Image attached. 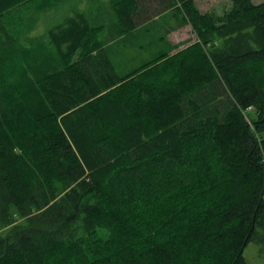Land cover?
Wrapping results in <instances>:
<instances>
[{
    "label": "trees",
    "instance_id": "16d2710c",
    "mask_svg": "<svg viewBox=\"0 0 264 264\" xmlns=\"http://www.w3.org/2000/svg\"><path fill=\"white\" fill-rule=\"evenodd\" d=\"M30 1L0 0V264L264 254V2L111 0L118 38L76 13L48 32L59 65L32 67L4 20ZM168 10L166 50L118 69L115 43Z\"/></svg>",
    "mask_w": 264,
    "mask_h": 264
},
{
    "label": "rangeland",
    "instance_id": "374dc122",
    "mask_svg": "<svg viewBox=\"0 0 264 264\" xmlns=\"http://www.w3.org/2000/svg\"><path fill=\"white\" fill-rule=\"evenodd\" d=\"M252 1L255 4L264 2V0ZM196 5L197 7L202 5V7H198L201 13L222 16L230 9L232 1L197 0ZM80 9L92 11L94 26H102L99 34L100 39L110 41L109 39L112 36L114 39L119 37L120 24L111 8V0H34L5 16L7 30L12 34L14 42L18 43L20 47L21 59H26L30 56L28 65L35 66L33 59L41 57L42 54L37 49L26 48L30 43L24 38L31 36L33 31V35H39L46 26L55 23L59 16L67 15L73 10ZM22 10L25 11V14L22 13ZM168 19V14L163 11L157 19H148L138 26L134 32L126 34L122 39L118 40L115 43L116 50L112 56L116 67L129 72L154 59L160 52L166 50L165 37ZM26 21L28 22L27 26L25 25ZM195 38L196 35L190 25H186L182 30L170 34L169 37L170 42L173 43L177 41L179 43H187ZM43 52L46 57H49L56 65H59L61 57H58L53 49L43 50ZM49 58L48 60H50ZM260 248L257 243H250L246 247L244 256L248 264H264V254L260 253Z\"/></svg>",
    "mask_w": 264,
    "mask_h": 264
},
{
    "label": "crops",
    "instance_id": "0c3cea01",
    "mask_svg": "<svg viewBox=\"0 0 264 264\" xmlns=\"http://www.w3.org/2000/svg\"><path fill=\"white\" fill-rule=\"evenodd\" d=\"M196 1H197V0H196ZM216 1H217V0H216ZM30 2H31V1H30ZM23 6H25V4L22 5L21 7H23ZM198 7H202V5H201V6L198 5ZM216 7H217V5H216ZM24 9H25V7H24ZM210 9H211V8H210ZM17 10H19V8H18V9H15L14 11H17ZM22 13L25 14V11L22 10ZM76 13H82V14H85V16L88 17L90 23H93V13H92V11H90L89 9H87V10H85V9L73 10L72 12H70V14L63 15V16H59V18L56 19V22H55V23L46 26V27L44 28V30H43L44 32L42 31L41 33H39V35H37V36L33 35V33H34V31H33L31 36H26L24 39H25L28 43H30L26 48H29V49H37V50H39L38 52H40V53L42 54V56H45L43 50L53 49V48H54V47L51 45V43H50V39H49V37H48V32H49V30H50L51 28H53L54 26H57L58 24H60L61 22H63L66 18H68V17H70V16H72V15H74V14H76ZM218 14H219V13H218ZM168 15H169V10H168ZM4 20H5V18H4ZM5 21H6V20H5ZM169 21H170V20H169ZM5 23H6V22H5ZM27 23H28V22L26 21V23H25L26 26H27ZM37 23H38V22H37ZM169 24H170L171 26H176V25H177V24H174L173 22H169ZM29 25H31V24H29ZM42 25H44V24H42ZM22 26L24 27L23 24H22ZM185 27H186V26H185ZM185 27H183V28H185ZM25 28H26V27H25ZM183 28L175 29V30L172 31L171 34L177 32V31H180V30H182ZM169 29H170V28H169ZM169 37H170V35L168 36V39H169ZM169 42H170V39H169ZM181 43H182V42L179 43V41H177L176 43L170 42V44H172V45H177V44H181ZM182 44H184V43H182ZM168 46H169V44H168ZM184 46H185V45H184ZM184 46H183V47H184Z\"/></svg>",
    "mask_w": 264,
    "mask_h": 264
}]
</instances>
